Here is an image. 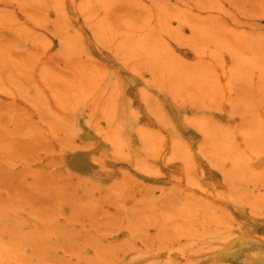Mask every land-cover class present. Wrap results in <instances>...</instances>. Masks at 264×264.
Returning <instances> with one entry per match:
<instances>
[{
    "label": "rangeland",
    "instance_id": "rangeland-1",
    "mask_svg": "<svg viewBox=\"0 0 264 264\" xmlns=\"http://www.w3.org/2000/svg\"><path fill=\"white\" fill-rule=\"evenodd\" d=\"M58 1L0 0V19L16 24L0 32V264H264V0H86L89 6L85 0ZM138 25L145 30L136 33ZM146 30L159 31L158 41ZM143 34L156 51L140 40V49L149 50H137L133 40ZM7 35L14 39L15 55L2 48ZM165 45L167 53L158 49ZM108 87H119L118 105L111 103L116 98L107 95ZM86 98L92 104L82 101ZM73 104L84 113L74 112ZM157 104L166 114L164 123ZM152 145L162 151L159 158ZM81 148L105 171L93 176L74 169L68 156ZM222 248L232 252L229 259L211 261Z\"/></svg>",
    "mask_w": 264,
    "mask_h": 264
},
{
    "label": "bare ground",
    "instance_id": "bare-ground-1",
    "mask_svg": "<svg viewBox=\"0 0 264 264\" xmlns=\"http://www.w3.org/2000/svg\"><path fill=\"white\" fill-rule=\"evenodd\" d=\"M59 1H60V0H59ZM59 1H58V2H59ZM97 1H98V0H97ZM97 1H96V2H97ZM102 1H103V0H102ZM107 1H108V0H107ZM184 1H185V0H184ZM67 2H68V1H67ZM81 2H84V1H80V3H81ZM85 2H86V0H85ZM93 2L95 3V1H93ZM103 2H104V1H103ZM187 2H188V1H187ZM187 2H185V3L187 4ZM55 3H56V2H55ZM88 3H89V2H88ZM104 3H105V2H104ZM108 3H109V2H108ZM108 3H106V4L108 5ZM185 3H184V4H185ZM194 3H195V2H194ZM199 3H200V2H199ZM75 4H77V3H75ZM84 4H85V3H84ZM86 4H87V2H86ZM106 4H105L104 8L106 7ZM195 4H196V3H195ZM205 4H206V1H205ZM77 5H78V4H77ZM82 5H83V4H82ZM102 5H103V4H102ZM109 5H111V4L109 3ZM112 5L114 6V3H113ZM144 5H145V4H144ZM144 5H142V7H143ZM216 5H217V4H216ZM71 6H72V5H71ZM73 6H74V5H73ZM86 6H89V5L87 4ZM113 6H112V7H113ZM152 6H153V5H152ZM174 6H175V5H174ZM261 6H263V5H261ZM63 7H64V6H63ZM83 7H85V6H83ZM112 7H110V8H112ZM150 7H151V6H150ZM204 7H205V6H202V9H205ZM212 7H215V6H212ZM216 7H217V6H216ZM71 8H72V7H71ZM79 8H80V6H79ZM81 8H82V7H81ZM91 8H92V7H91ZM108 8H109V7H108ZM163 8H166V7H163ZM217 8H218V7H217ZM84 9H85V8H84ZM84 9H83V10H84ZM86 9H87V8H86ZM102 9H103V8H102ZM152 9H153V8H152ZM176 9H177V8H176ZM179 9H180V7H179ZM218 9H219V8H218ZM218 9H217V10L215 9L216 12L218 11ZM70 10H71V9H70ZM89 10H91V9L88 7V10H87V11H88L89 13L92 12V11H89ZM100 10H101V9H100ZM107 10H108V9H107ZM154 10H155V9H154ZM187 10H188V9H187ZM213 10H214V9H213ZM73 11H74V9H73ZM84 11H85V10H84ZM84 11H83L82 13H84ZM87 11H86V12H87ZM161 11H162V10H161ZM164 11H165V10H164ZM164 11H162V13H163ZM169 11H171V10H169ZM176 11H177V10H176ZM208 11H209V10H208ZM68 12H69V11H68ZM74 12H75V11H74ZM80 12H81V10H80ZM150 12H152V11H150ZM167 12H168V11H166L165 13H167ZM186 12H187V11H186ZM186 12H184V14H185ZM210 12H211V11H210ZM59 13H60V12H59ZM98 13H99V12H98ZM107 13H108V12H107ZM109 13H110V12H109ZM176 13H177V12H176ZM181 13H182V11H181ZM199 13H200V12H199ZM206 13H207V12H206ZM76 14H77V13H76ZM76 14H75V15H76ZM86 14L88 15V13H86ZM92 14H93V13H92ZM95 14H96V13H95ZM154 14H155V13H154ZM168 14L171 15V13H168ZM182 14H183V13H182ZM61 15H62V14H61ZM97 15H98V14H97ZM105 15H106V13H105ZM155 15H157V14H155ZM200 15H201V14H200ZM65 16H66V15H65ZM65 16H64V17H65ZM67 16H68V15H67ZM83 16H85V15H83ZM106 16H107V15H106ZM106 16H105V17H106ZM167 16H168V15H167ZM171 16H173V14H172ZM181 16H182V15H180V17H181ZM188 16H189V15H188ZM201 16H202V15H201ZM209 16H210V15H209ZM71 17H72V16H70V18H71ZM97 17H98V16H97ZM102 17H103V16H102ZM107 17H108V16H107ZM175 17H176V16H175ZM175 17H174V18H175ZM180 17L177 16V21H178V18H180ZM183 17H185V15H184ZM203 17H207V16L204 15V16L201 17L202 20H205V19H203ZM68 18H69V17H68ZM86 18H87V17H86ZM108 18H109V17H108ZM108 18H104V20L106 19V21H107ZM110 18H111V17H110ZM120 18H121V17H120ZM172 18H173V17H172ZM181 18H182V17H181ZM196 18H197V17H196ZM77 19H78V18H77ZM77 19H76V21H77ZM90 19H92V18H91V15H90ZM122 19H123V17H122ZM152 19H153V18H152ZM175 19H176V18H175ZM184 19H186V17H185ZM199 19H200V18H199ZM69 20H70V19H69ZM84 20H85V18H84ZM96 20H97V19H96ZM100 20H101V19H100ZM168 20H170V19L168 18ZM197 20H198V18H197ZM240 20H241V19H240ZM55 21H56V20H55ZM55 21H54V22H55ZM67 21H68V20H67ZM71 21H72V19H71ZM131 21H132V20H131ZM137 21H139V20H137ZM147 21H148V20H147ZM158 21H159V20H158ZM166 21H167V19H166ZM180 21H182V23H183V20H182V19H180ZM54 22H53V23H54ZM86 22H87V21H85V23H86ZM89 22H90V21H89ZM104 22H105V21H104ZM104 22H103V24H102V23L100 24V21H99L97 24H99L100 27H101V26L104 25ZM109 22H110V21H109ZM168 22H169V21H168ZM170 22H171V21H170ZM185 22H187V21H185ZM204 22H205V21H204ZM206 22H207V21H206ZM208 22H209V21H208ZM120 23H121V22H120ZM156 23H157V22H156ZM202 23H203V21H202ZM54 24H55V23H54ZM91 24H93V23H91ZM97 24H96V25H97ZM121 24H122V23H121ZM123 24H124V23H123ZM138 24H139V23H138ZM163 24H165V23H163ZM171 24H172V22H171ZM180 24H181V23H180ZM188 24H189V23H188ZM99 25H98V27H99ZM110 25H112V24H110ZM135 25H137V24L135 23ZM158 25H159V23H158ZM195 25H196V24H195ZM4 26H16V24L13 23V20H12V19L7 20V21H4L3 19H0V32H1V31L4 32V30H5V29H4ZM94 26H95V25H94ZM113 26H115V25H113ZM131 26H132V25H131ZM138 26H139V25H138ZM138 26H136L137 29H136V27H134L135 30L133 29L136 33H137L136 30L142 28V27L140 28V26H139V27H138ZM162 26H163V25H162ZM162 26H160V28H162ZM200 26H201V25H200ZM17 27H19V26H17ZM56 27H57V26H56ZM87 27H88V26H87ZM95 27H96V26H95ZM129 27H130V26H129ZM144 27H145V26H144ZM157 27H158V26H156V27L153 26V28H155V29H156ZM168 27H169V26H168ZM189 27H191V25H190ZM195 27H196V26H195ZM132 28H133V27H132ZM132 28H131V30H132ZM148 28H149V30H150L151 27H148ZM201 28H203V26H201ZM204 28H205V27H204ZM17 29H18V28H17ZM80 29H81V28H80ZM88 29H90V28L88 27ZM102 29H103V27H102ZM122 29H123V28H122ZM128 29H130V28H127V30H128ZM142 29H143V28H142ZM142 29H141V30H142ZM162 29H163V28H162ZM162 29H161V32H162ZM170 29H171V28H170ZM199 29H200V27H199ZM205 29H207V28H205ZM205 29H204V30H205ZM209 29H210V28H209ZM99 30H100V28H99ZM124 30L126 31V29H124ZM131 30H129V31H130V35H131V33H132ZM143 30H145V29H143ZM147 30H148V29H147ZM147 30H146V31H147ZM151 30H154V29H151ZM156 30H157V29H156ZM172 30H173V29H172ZM118 31H119V30H116L117 33H118ZM125 31H124V34H125ZM134 31H133V34L135 33ZM138 31H139V30H138ZM166 31H167V30H166ZM201 31H202V29H201ZM201 31H199V32H201ZM93 32H94V30H93ZM99 32H101V30H100ZM105 32H106V30L104 31V34H105ZM107 32H109V31H107ZM107 32H106V35H107ZM121 32H122V31H121ZM121 32H120V33H121ZM147 32H148V31H147ZM157 32H159V31H157ZM157 32L155 31V35H158V34H156ZM161 32H160V33H161ZM163 32H164V31H163ZM167 32H168V31H167ZM167 32H166V33H167ZM169 32H171V31L169 30ZM195 32H196V31H195ZM195 32H194V33H195ZM209 32H210V31H209ZM101 33H102V32H101ZM126 33H127V35H128V31H127ZM148 33H149V32H148ZM150 33H151V32H150ZM150 33H149L147 36H149V35H150V36H151V35H154V34H150ZM152 33H153V32H152ZM173 33H174V32H173ZM196 33H197V32H196ZM203 33H204V34H202V35L205 36L206 33H205V32H203ZM35 34H36V33H35ZM45 34H46V33H45ZM58 34H59V33H58ZM112 34H113V36H115V37H116V36H119V35H117V34L115 35L114 32H113ZM139 34H141V33H139ZM209 34H210V33H209ZM110 35H111V34H110ZM135 35H136V34H135ZM137 35H138V34H137ZM155 35H154V36H155ZM160 35H161V34H159V36H160ZM236 35H237V34H236ZM46 36H47V35H46ZM46 36H45V37H46ZM94 36H95V34H94ZM107 36H109V34H108ZM120 36H122V35L120 34ZM120 36H119V37H120ZM140 36H143V39H142V40H141L142 37L140 38ZM140 36H138V40H137V39H134V40L132 39L133 42H134V44H137V41L139 42V40H140V43H142L141 45L145 46V44H146V46H147V45L149 46L150 44H149L148 42L145 43V40H146V39L144 38V37H145V34L140 35ZM150 36H149V38L152 39L153 37H152V36L150 37ZM166 36H167V35H166ZM184 36H185V35H184ZM195 36H196V35H195ZM45 37H44V38H45ZM59 37H60V35H59ZM98 37H99V36H98ZM98 37H97V39H98ZM105 37H106V36H105ZM105 37H104V39H105ZM109 37H112V36H109ZM122 37L124 38L125 36L123 35ZM161 37H162V36H161ZM161 37H160V39L162 40ZM173 37H174V36H173ZM176 37H177V36H176ZM179 37H180V39H182V38H181V35H179ZM207 37H208V36L206 35V38H207ZM238 37H239V36H238ZM106 38H107V37H106ZM112 38H113V37H112ZM127 38H128V37H127ZM131 38H132V37H131ZM149 38H148V39H149ZM155 38H156V41H158V40H157L158 36H157V37L155 36ZM155 38H154V39H155ZM188 38H189V37L187 36V39H188ZM204 38H205V37H204ZM213 38H214V37H213ZM45 39H46V38H45ZM99 39H100V38H99ZM101 39H102V38H101ZM109 39H110V38H109ZM125 39H126V38H125ZM144 39H145V40H144ZM148 39H147V40H148ZM172 39H173V38H172ZM117 40H118V39H117ZM121 40H122V41H121ZM121 40H120V42H119V45H120L121 43H122V44H124V43L126 44V42H124V41H125L124 39H121ZM123 40H124V41H123ZM126 40H127V39H126ZM143 40H144V42H143ZM170 40H171V39H170ZM178 40H179V39H178ZM193 40H194V39H193ZM71 41H72V40H71ZM111 41H112V40L110 39V42H111ZM113 41H114V39H113ZM115 41H116V40H115ZM135 41H136V43H135ZM152 41H154V42L156 43L155 40H152ZM41 42L44 44L43 41H41ZM75 42H76V40H75ZM101 42H103V40H102ZM123 42H124V43H123ZM131 42H132V41H131ZM149 42L151 43V40H149ZM159 42H161V41L159 40ZM159 42H158V43H159ZM162 42H163V40H162ZM164 42H166L165 44H168V43H169V41L167 42L166 39L164 40ZM164 42H163V43H164ZM188 42H189V41H188ZM45 43H46V42H45ZM49 43H50V41H49ZM105 43H106V42H105ZM105 43H104V44H105ZM140 43H139V45H138V44L136 45L137 50L140 49ZM144 43H145V44H144ZM152 43H153V42H152ZM155 43H153V44H155ZM179 43H180V42H179ZM189 43H191V42H189ZM210 43H211V42H210ZM17 44H18V43H17ZM72 44H73V43H72ZM106 44H107V43H106ZM110 44L112 45V42H111ZM110 44L108 43L107 45L110 46ZM113 44H116V43L114 42ZM125 44H124V46H125ZM1 45H2V48H3V49L5 48V50H6L7 52H12V51H13V53H14V55H15V43H14V39H13L12 37H10V36L7 35V41H3ZM18 45H19V44H18ZM60 45H61V44H60ZM86 45H87V44H86ZM156 45H157V44H156ZM169 45H170V44H169ZM193 45H194V43H193ZM251 45H252V44H251ZM102 46H103V45H102ZM121 46H123V45H121ZM126 46H128V44H127ZM131 46H132V44H131ZM138 46H139V47H138ZM143 46H142V48H144ZM146 46H145V47H146ZM150 46L153 48L152 44H151ZM158 46L160 47L161 45L158 44L157 47H158ZM163 46H164V45H162V47H163ZM167 46H168V45H167ZM195 46H196V45H195ZM203 46H204V45H202V47H203ZM252 46H253V45H252ZM103 47H104V46H103ZM115 47H118V45L115 46ZM129 47H130V45H129ZM155 47H156V46H155ZM155 47H154L153 49H155ZM168 47H171V45L168 46ZM168 47H166V45H165L164 48H158V49L161 50V52L164 51L165 53H167L168 51H170V50H168ZM199 47H201V46H199ZM205 47H208V46L205 45ZM17 48H18V46H17ZM97 48L99 49V47H97ZM124 48H126V47H124ZM134 48H135V47H134ZM138 48H139V49H138ZM147 48H148V47H147ZM149 48H150V47H149ZM152 48H151V49H152ZM250 48H251V47H250ZM131 49H133V47H131ZM165 49H167L168 51L165 50ZM170 49L173 50V48H170ZM198 49H199V48H198ZM200 49H202V48H200ZM200 49H199V51H200ZM230 49H231V48H230ZM140 50L143 52L144 49H140ZM145 50H146V49H145ZM148 50H149V49H148ZM148 50H147V52H148ZM156 50H157V48H156L155 50H152V51H156ZM162 50H163V51H162ZM172 50H171V51H172ZM17 51H18V50H17ZM135 51H136V50H135ZM47 52H48V51H47ZM60 52H61V51H60ZM68 52H70V51H68ZM121 52H123V51H121ZM145 52H146V51H145ZM145 52H143V53H145ZM147 52H146V53H147ZM72 53H73V52H72ZM82 53H84V52H82ZM131 53H132V52H131ZM149 53H150V52H149ZM155 53H156V52H155ZM165 53H164V55H167V54H165ZM173 53H174V52H173ZM69 54H70V53H69ZM141 54H142V53H141ZM158 54H159V53H158ZM160 54H161V53H160ZM160 54H159V55H160ZM170 54H171V53H170ZM170 54H169V55H170ZM31 55H32L34 58L36 57L33 53H32ZM59 55L61 56L62 54H59ZM75 55H76V53L74 54V56H75ZM86 55H87V52H86ZM124 55H126V52H125ZM139 55H140V54H139ZM139 55H138V56H139ZM145 55H146V54H145ZM147 55H149V54H147ZM153 55L156 56L155 54H153ZM162 55H163V54H162ZM234 55H235V54H234ZM7 56L9 57V55H7ZM12 56H13V55H12ZM60 56H59L58 58H60ZM68 56L70 57V55H68ZM150 56H151V55H150ZM172 56L174 57V61H175V59L179 58L178 54H174V55H172ZM175 56H177V57H175ZM198 56H199V55H198ZM61 57H62V56H61ZM124 57H125V56H124ZM135 57H136V56H135ZM140 57H141V56H140ZM169 57L172 58L171 56H169ZM215 57H217V56H215ZM9 58H10V57H9ZM11 58H12V57H11ZM143 58H144V57H143ZM150 58H151V57H150ZM161 58H162V57H161ZM212 58H213V57H212ZM217 58H218V57H217ZM135 59H136V58H135ZM141 59H142V58H141ZM148 59H149V58H148ZM156 59H157V58H156ZM213 59H214V58H213ZM1 60H2V59H1ZM1 60H0V61H1ZM9 60H10V59H9ZM9 60H8V61H9ZM13 60H14V59H13ZM13 60H12V61H13ZM168 60H169V59H168ZM183 60H184V59H183ZM61 61H62V59H61ZM64 61H65V60H64ZM64 61H63V62H64ZM133 61H134V60H133ZM153 61H154V63H155V60H153ZM160 61L162 62V60H160ZM165 61H166V60H165ZM180 61H181V63H182V60H180ZM184 61H186V60H184ZM184 61H183V62H184ZM2 62H3V60H2ZM94 62H95V61H94ZM127 62H128V61H127ZM131 62H132V61H131ZM157 62H158V61H157ZM161 62H160V63H161ZM163 62H164V61H163ZM170 62H171V59H170ZM188 62H189V61H188ZM195 62H196V61H195ZM206 62H207V61H206ZM216 62H217V61H216ZM226 62H227V61H226ZM60 63H61V62H60ZM67 63H68V62H67ZM74 63H75V62H74ZM147 63H148V61H147ZM150 63H151V62H150ZM150 63H149V64H150ZM158 63H159V62H158ZM165 63H167V62H165ZM165 63H164V64H165ZM171 63H173V62H171ZM185 63H186V62H185ZM193 63H194V62H193ZM193 63L190 62L189 65H190V64L192 65ZM208 63H209V62H208ZM208 63H207V64H208ZM3 64H4V63H3ZM70 64H72V63L70 62ZM143 64H144V63H143ZM161 64H162V63H161ZM164 64H163V65H164ZM168 64H170V63H168ZM174 64H176V63L174 62ZM200 64H201V62H200ZM221 64H222V63H221ZM221 64H220V65H221ZM225 64H226V63H225ZM225 64H224V65H225ZM8 65H10L9 62H8V64H7V66H8ZM135 65H136V64H135ZM147 65H148V64H146V66H147ZM158 65H159V64H158ZM197 65H198V63H197ZM218 65H219V64H218ZM65 66H66V65H65ZM68 66H69V65H68ZM179 66H180V65H179ZM182 66H183V65H182ZM199 66H200V65H199ZM213 66H214V65H213ZM73 67H74V66H73ZM150 67H151V66H150ZM160 67H161V66H160ZM169 67H171V66H169ZM173 67H174V65H173ZM185 67H186V66H185ZM193 67H194V65H193ZM195 67H196V66H195ZM215 67H216V66H215ZM7 68H9V67H7ZM14 68H15V66H14ZM66 68H67V67H66ZM145 68H146V67H145ZM190 68H191V67H190ZM190 68H189V69H190ZM196 68H199V69L201 70V66H200V67H196ZM10 69H11V68H10ZM22 69H23V68H22ZM146 69H147V68H146ZM172 69H173V68H172ZM182 69H183V68H182ZM223 69H224V68H223ZM2 70H3V69H2ZM11 70H12V69H11ZM67 70H68V69H67ZM110 70H111V69H110ZM114 70H115V69H114ZM131 70H132V68H131ZM149 70H150V69H149ZM184 70H185V69H183V71H184ZM190 70H191V69H190ZM193 70H194V69H193ZM195 70H196V69H195ZM21 71H23V70H21ZM43 71L47 72L48 69H47V68H44ZM70 71H71V70H70ZM70 71H69V72H70ZM163 71H164V70H163ZM166 71H167V70H166ZM177 71H178V70H177ZM1 72H2V71H1ZM10 72H11V71H10ZM10 72H8V73H10ZM19 72H20V71H19ZM76 72H77V71H76ZM109 72H110V71H109ZM112 72H113V71H112ZM190 72H191V71H190ZM198 72H199V70H198ZM201 72H202V70H201ZM201 72H200V73H201ZM206 72H207V71H206ZM12 73H13V75H14V72H13V71H12ZM12 73H11V74H12ZM110 73H111V72H110ZM114 73H115V72H114ZM116 73H117V72H116ZM187 73H189V72H187ZM226 73H227V72H225V74H226ZM11 74H10V75H11ZM26 74H27V73H26ZM111 74H112V73H111ZM180 74H181V73H180ZM13 75H12V77H13ZM35 75H36V74H35ZM79 75H80V74H79ZM191 75H192V74H191ZM207 75H208V77H209V74H207ZM228 75H229V74H228ZM232 75H233V74H232ZM32 76H34V75H32ZM32 76H31V77H32ZM60 76H61V75H60ZM60 76H59V77H60ZM99 76H100V75H99ZM99 76H98L97 78H99ZM104 76H105V75H104ZM172 76H173V75H172ZM230 76H231V75H230ZM7 77H8V76H7ZM7 77H6V78H7ZM15 77H16V76H15ZM39 77H40V76H39ZM39 77H38V79L41 78V77H40V78H39ZM100 77H101V76H100ZM192 77H193V76H192ZM57 78H58V77H57ZM97 78H96V80H97ZM104 78H107V77H104ZM104 78L102 77V80H103ZM171 78H172V77H171ZM213 78H214V77H213ZM213 78H211V79H213ZM231 78H232V77H231ZM43 79H46V78H44V76H43ZM79 79H82V76H81ZM118 79H119V78H118ZM120 79H121V78H120ZM193 79H194V78H193ZM197 79H198V78H197ZM197 79H195V80H197ZM207 79H208V78H207ZM211 79H210V80H211ZM33 80H34V79H33ZM41 80H42V79H41ZM41 80H40V81H41ZM47 80L50 81V77H49V79L47 78ZM47 80H46V83H47ZM52 80H53V78H52ZM105 80H106V79H105ZM105 80H104V81H105ZM111 80L114 81L115 79H111ZM156 80H157V78H156ZM4 81L7 82V80H4ZM109 81H110V80H109ZM109 81H107V82L110 83ZM115 81H116V80H115ZM117 81L119 82V80H117ZM146 81H147V80H146ZM157 81H158V80H157ZM191 81H192V80H191ZM212 81H215V80H212ZM231 81H232V80H231ZM19 82H20V80H19ZM22 82H23V81H22ZM43 82H44V81H43ZM43 82H42V83H43ZM96 82H97V81H96ZM120 82H121V81H120ZM144 82H145V81H144ZM168 82H169V81H168ZM192 82H193V81H192ZM202 82H203V79H202ZM11 83H12V82H11ZM38 83H39V82H38ZM46 83H44V84H46ZM58 83H59V81H58ZM61 83H63V82L61 81ZM67 83H68V82H67ZM71 83H72V82H71ZM75 83H76V82H74L71 86H73ZM77 83H79V82H77ZM77 83L75 84V87L78 86ZM108 83H107L106 85H108ZM115 83H117V82H115ZM160 83H161V82H160ZM204 83H205V82H204ZM18 84H19V83H18ZM36 84H37V82H36ZM44 84H43V85H44ZM52 84H53V82H52ZM52 84H51V85H52ZM117 84H118V85H117ZM117 84H116V85L119 86V83H117ZM149 84L151 85V82H150ZM152 84H153V83H152ZM210 84H211V83H210ZM218 84H219V83H218ZM12 85H13V84H12ZM38 85L40 86V84H38ZM38 85H37V86H38ZM69 85H70V84H69ZM87 85H88V84H87ZM106 85H105V86H106ZM111 85L113 86V82H111ZM158 85H159V84H158ZM188 85H189V84H188ZM193 85H194V84H193ZM208 85H209V84H208ZM8 86L10 87V85H8ZM8 86H6V87L8 88ZM39 86H38V88H39ZM89 86H90V85H89ZM108 86H109V85H108ZM161 86H165V85H162V84H161ZM170 86H171V85H170ZM215 86H216V85H215ZM215 86H214V87H215ZM218 86H219V85H218ZM3 87H4V86H3ZM40 87H41V86H40ZM75 87H73V88L75 89ZM96 87H97V86H96ZM109 87H110V86H109ZM109 87H108V89H109L110 91L108 90L109 93H107V95H108V94H109V95L111 94V95L115 96V98H116V103H115V101H114V100H115L114 98H113V99H114V100H113L114 102L111 101V103H114V104L116 105L117 102H118V101H117L118 99H117V94H115V93H117L116 90H118L119 87L116 88V89L112 88V90H113L114 93H110L112 90L110 89L111 87H110V88H109ZM154 87H155V85H154ZM207 87H210V86H207ZM214 87H211V88H214ZM4 88H5V87H4ZM7 88H6V89H7ZM165 88H166V87H165ZM165 88L162 89V88L160 87V89H162V90H164ZM8 89H9V88H8ZM20 89H21V88H20ZM47 89H48V86H47ZM52 89H53V88H52ZM92 89H93V88H92ZM92 89H90V90H92ZM193 89H194V88H193ZM22 90H23V89H21V91H22ZM86 90H87V89H86ZM102 90H103V89H102ZM102 90H101L102 93H103V92H107V90H106V91H104V90L102 91ZM114 90H115V91H114ZM166 90H167V89H166ZM201 90H202V89L198 90V92L201 91ZM6 91H7V92H12V91H10V89H9V91H8V90H6ZM6 91L4 90V93H5ZM24 91H25V90H24ZM39 91H40V88H39V90H37L38 95H39V93L41 92V91H40V92H39ZM53 91H54V90H53ZM56 91H58V90H55V92H56ZM143 91H145V90H143ZM202 91H204V90H202ZM1 92H3V91H1ZM25 92H28V89H27V91H25ZM68 92L70 93V91H68ZM81 92H82V91H81ZM92 92L94 93V91H92ZM92 92H91V93H92ZM95 92H96V90H95ZM145 92H146V91H145ZM145 92H144V94H145ZM158 92H159V91H158ZM58 93H59V92H58ZM62 93H64V92H62ZM78 93H79V92H78ZM93 93H92V94H93ZM118 93H119V92H118ZM122 93H123V92H122ZM139 93H140V92H139ZM142 93H143V92H142ZM150 93H151V92H150ZM160 93H161V92H160ZM201 93H203V92H200V94H201ZM26 94H27V93H26ZM52 94H53V93H52ZM56 94H57V93H56ZM60 94H61V93H60ZM86 94H88V93L86 92ZM114 94H115V95H114ZM119 94H120V93H119ZM197 94H198V93H197ZM4 95H5V94H4ZM27 95H28V94H27ZM40 95L42 96L41 93H40ZM53 95H54V94H53ZM76 95H77V94H76ZM81 95L86 97L85 93H84V94L81 93ZM90 95H91V94L89 93V96H90ZM5 96H6V95H5ZM8 96L11 98V93H10V94L8 93ZM21 96H22V95H21ZM25 96H26V95H25ZM46 96H47V95H46ZM64 96H65V95H64ZM67 96H68V94H67ZM67 96H66V97H67ZM78 96H79V95H78ZM119 96H120V95H119ZM119 96H118V98H119ZM145 96L147 97L148 95L145 94ZM153 96H154V95H153ZM26 97H27V96H26ZM32 97H33V96H32ZM53 97H54V96H53ZM57 97H58V96H55L56 101H57ZM79 97H81V96H79ZM104 97H105V96H104ZM123 97H124V96H123ZM141 97H142V96H141ZM146 97H145V98H146ZM155 97H156V96H155ZM170 97H172V96H170ZM22 98H23V97H22ZM22 98H21V99H22ZM29 98H30V95H29ZM60 98H61V97H60ZM105 98H106V97H105ZM107 98H110V97L107 96ZM107 98H106V100H107ZM46 99H47V98H46ZM63 99H64V98H63ZM73 99H74V98H73ZM102 99H103V98H100V100H102ZM110 99H112V96H111ZM146 99H147V98H146ZM151 99H153V98L151 97ZM157 99L160 100L159 97H158ZM6 100H7V99H6ZM14 100H16V99H14ZM64 100H65V99H64ZM124 100H125V99H124ZM127 100L130 101V99H127ZM144 100H145V99H144ZM147 100H148V99H147ZM147 100H146V101H147ZM8 101H9V99L7 100V103H6V104H8ZM10 101H11V100H10ZM10 101H9V102H10ZM23 101H24V100H23ZM25 101H26V99H25ZM27 101H28V100H27ZM44 101H45V100H44ZM47 101H48V99H47ZM59 101H60V100H59ZM75 101H76V100H75ZM79 101H80V100H79ZM82 101H83V102H84V101H88V102H85L86 105H87V103H88V105H89V104H92V103H90L89 100H87V98L84 99V100H82ZM82 101L80 102L81 104H79V107H82V105L84 104V103H82ZM97 101H99V100H97ZM102 101H105V99L102 100ZM109 101H110V100H109ZM129 101H128V102H129ZM5 102H6V101H5ZM12 102H14V101H12ZM36 102H37V101H35V103H36ZM49 102H50V101H49ZM106 102H107V101H106ZM106 102H105V103H106ZM130 102H131V101H130ZM147 102H148V101H147ZM160 102H161V101H160ZM35 103H34V104H35ZM47 103H48V102H47ZM71 103H72V102H71ZM76 103H77V102H76ZM76 103H75V104H76ZM78 103H79V102H78ZM96 103H98V102H96ZM102 103H104V102H102ZM108 103H109V102H108ZM108 103H107V104H108ZM111 103H110V104H111ZM145 103H146V102H145ZM161 103H162V102H161ZM30 104H31V103H30ZM30 104H29V105H30ZM75 104H73V107L76 106V107H74V109H73L74 112H76V111H78V112L81 111L82 109L78 110V109H79V107L77 106L78 104H77V105H75ZM94 104H95V103H94ZM130 104H131V103H130ZM155 104H156V103H155ZM38 105H40V103H39ZM47 105H48V104H47ZM47 105H46V106H47ZM65 105H66V103H65ZM80 105H81V106H80ZM97 105H98V104H96V107H97ZM112 105H113V104H112ZM115 105H114V106H115ZM117 105H118V104H117ZM119 105H121V103H119ZM157 105H158V104H157ZM178 105H179V104H178ZM22 106H23V105H22ZM31 106H32V105H31ZM56 106H58V105H56ZM66 106H67V105H66ZM106 106H107V105H106ZM108 106H109V105H108ZM122 106H124V105H122ZM148 106H149V103H148L147 107H148ZM151 106H152V105H151ZM7 107H8V106H7ZM32 107H33V106H32ZM38 107H39V106H38ZM49 107H50V106H49ZM49 107H48V108H49ZM51 107H52V105H51ZM83 107H84V105H83ZM115 107L118 108V106H115ZM149 107H150V106H149ZM149 107H148V108H149ZM158 107H160L159 110L162 112V111H163V110L161 109L162 106L158 105ZM52 108H53V107H52ZM63 108H65V106H62V110L65 111L66 109L64 110ZM75 108H76V109H75ZM84 108H85V107H84ZM87 108H88V107H87ZM98 108H99V107H98ZM113 108H114V107H113ZM117 108H115V110H116ZM128 108H130V106H129ZM131 108H132V107H131ZM150 108H151V107H150ZM179 108H180V107H179ZM33 109H34V108H33ZM33 109H32V110H33ZM50 109H51V108H50ZM53 109H54V108H53ZM67 109H68V108H67ZM70 109H71V108H70ZM85 109H86V108H85ZM89 109H90V108H89ZM96 109H97V108H95V111H97ZM32 110H31V111H32ZM57 110H58V109L54 110L53 113H55V111H57ZM35 111H36V110H35ZM67 111H68V110H66V113H67ZM84 111H85V110H84ZM107 111H108V110H107ZM107 111H105V114H110V112L108 113ZM130 111H131V109H130ZM133 111H135V110H133ZM133 111L131 112L132 115H133ZM155 111H158V108H157ZM155 111H154V112H155ZM160 111H158V112H160ZM51 112H52V111H51ZM81 112H82V111H81ZM101 112H104V111H101ZM119 112H120V111H119ZM149 112H150V111H149ZM161 112H160V113H161ZM43 113H44V112H43ZM79 113H80V112H79ZM82 113H84V112H82ZM97 113H98V111H97ZM97 113H96V115H97ZM115 113H116V112H115ZM134 113H136V112H134ZM162 113H163V115H162V114L160 115L161 118H162V116L165 117V115H166L165 112H162ZM38 114H39V111H38ZM50 114H51V113H50ZM59 114H61V113H59ZM64 114H65V112H64ZM70 114H71V113H70ZM111 114H113V112H112ZM119 114H120V113H119ZM156 114H157V113H155V114L152 115V113H151L152 116L155 115V119H156V118H159V113L157 114L158 117H156ZM56 115H58V112H57ZM65 115H66V114H65ZM68 115H69V114H68ZM68 115H67V116H68ZM90 115H91V114H90ZM92 115H93V114H92ZM96 115H95V116H96ZM100 115H101V114H100ZM52 116H53V115H52ZM58 116H59V115H58ZM62 116H63V112H62ZM62 116H61V117H62ZM88 116H89V115H88ZM104 116H105V115H104ZM104 116H103V117H104ZM110 116H111V115H109V116H107V117H110ZM113 116H114V115H113ZM38 117H39V116H38ZM53 117H54V116H53ZM55 117H56V116H55ZM61 117L59 116V117H57V118H61ZM74 117H75V115H74ZM76 117H77V115H76ZM96 117L99 118L98 116H96ZM105 117H106V116H105ZM121 117H123V116H121ZM129 117H130V116H129ZM133 117H135V115H134ZM137 117H139V116H137ZM164 117L162 118L163 121H162L161 119H159V120L162 121L163 123H164ZM64 118H65V121H66V116H64L63 119H64ZM67 118H69V119L72 120V117H67ZM117 118L120 119V117H117ZM117 118H116V121H117ZM124 118H125V117H124ZM166 118L168 119L167 116H166ZM194 118H195V117H194ZM61 119H62V118H61ZM74 119H75V118H74ZM74 119H73V120H74ZM76 119H77V118H76ZM101 119H102V118H101ZM106 119H107L106 121H107L108 124H109V121H111V120L108 119V118H106ZM111 119H112V118H111ZM122 119H123V118H122ZM130 119H131V118H130ZM133 119H134V118H133ZM167 119H165V120H167ZM187 119H188V118H187ZM191 119H192V118H191ZM195 119H196V118H195ZM35 120H37V119H35ZM38 120H39V119H38ZM40 120H42V119H40ZM40 120H39V121H40ZM85 120H86V119H85ZM103 120L105 121L104 118H103ZM108 120H109V121H108ZM120 120H121V119H120ZM123 120H124V119H123ZM131 120H132V119H131ZM137 120H138V119H137ZM137 120H136V121H137ZM157 120H158V119H157ZM159 120H158V121H159ZM192 120H193V119H192ZM206 120L208 121L209 119H206ZM1 121H2V116L0 115V124H1ZM56 121H57V120H56ZM94 121H95V117H94V120L91 121V122L95 123ZM106 121H105V122H106ZM112 121H115V120H112ZM112 121H111V122H112ZM168 121H169V120H168ZM168 121H167V122H168ZM194 121H195V120H194ZM60 122H61V125H62L63 120L60 121ZM60 122H59V123H60ZM124 122H125V121H124ZM124 122H123V123H124ZM162 122H161V126H162ZM167 122H165V123H167ZM169 122H170V121H169ZM169 122H168V123H169ZM175 122H176V121H175ZM71 123H72V122H71ZM85 123H86V125H87V122H85ZM112 123H113V122H112ZM186 123H187V122H186ZM198 123H199V122H198ZM201 123H203V121H202ZM38 124H39V123H38ZM95 124H96V123H95ZM110 124H111V123H110ZM187 124H188V123H187ZM41 125H42V124H41ZM112 125H114V124H112ZM116 125H117V124H116ZM121 125H122V123L120 124V126H121ZM167 125H168V124H167ZM167 125H166V126H167ZM196 125H197V124H196ZM67 126H68V125H67ZM87 126H88V125H87ZM89 126H90V124H89ZM96 126H97V125H96ZM122 126H123V125H122ZM122 126H121V127H122ZM164 126H165V124H164ZM203 126H204V124H203ZM65 127H66V126H65ZM90 127H91V126H90ZM94 127H95V126H93V128H94ZM117 127H119V126L117 125ZM117 127H116V128H117ZM126 127H127V126H126ZM143 127H144V126H142V128H143ZM162 127H163V126H162ZM207 127H209V126H206V127H205L206 130H207ZM93 128H92V129H93ZM123 128H124V127H123ZM144 128H145V127H144ZM209 128H210V127H209ZM209 128H208V129H209ZM67 129H68V128H67ZM99 129H100V128H99ZM111 129L113 130V129H115V127L110 128V130H111ZM117 129H118V128H117ZM146 129H147V128H145V132H146L147 130H149V129H147V130H146ZM164 129H165V128H164ZM202 129H203V128H202ZM118 130H121V128L118 129ZM123 130H125V129H123ZM142 130H143V129H142ZM161 130H162V129H161ZM82 131H83V130H82ZM126 131H127V130H126ZM126 131H125V132H126ZM137 131H138V130H137ZM151 131H152V130H149V132H151ZM203 131H204V130H203ZM10 132H11V131H10ZM10 132H6V133H9V134H10ZM51 132H52V131H51ZM97 132H98V131H97ZM104 132H105V131H104ZM121 132H123V131H121ZM140 132H141V130L139 131V133H140ZM143 132H144V131H143ZM149 132H147V133H149ZM158 132H159V130H158ZM98 133H99V132H98ZM101 133H102V132H101ZM114 133H115V132H114ZM141 133H142V132H141ZM153 133L155 134V132H153ZM205 133H206V132H205ZM208 133H209V132H208ZM214 133H215V132H214ZM216 133H217V132H216ZM219 133H220V132H219ZM105 134H106V133H105ZM137 134H138V132H137ZM142 134H143V133H142ZM145 134H146V133H145ZM145 134L142 135V136H143L142 140H143L144 138H145V139H146V138L148 139V137H146V136L144 137ZM157 134H158V133H157ZM203 134H204V133H203ZM10 135H11V134H10ZM99 135H100V133H99ZM125 135H126V134H125ZM138 135H139V134H138ZM147 135H148V134H147ZM211 135H212V134H211ZM127 136H128V135H127ZM127 136H126V137H127ZM139 136H140V135H139ZM32 137H33V136H32ZM89 137H90V136H89ZM91 137H92V136H91ZM102 137H103V135H102ZM150 137H151V139H152V136H151V135H150ZM10 138H11V137H10ZM159 138H160V136H159ZM172 138H173V136H172ZM214 138H215V137H214ZM34 139H35V138H34ZM36 139H37V138H36ZM36 139H35V140H36ZM68 139H69V138H68ZM73 139H74V138H73ZM94 139H95V138H94ZM147 139H146V141H147ZM151 139H150V142H149V143L146 142L147 145L150 144V143L153 144V142H151L153 139H152V140H151ZM154 139H157V138H154ZM160 139H161V138H160ZM64 140H65V139H64ZM117 140H118V138H117ZM106 141H107V140H106ZM129 141H130V140H129ZM129 141H128V143H129ZM153 141H155V140H153ZM162 141H164V143H165V140H162ZM224 141H225V140H224ZM51 142H52V141H51ZM118 142H119V141H118ZM141 142H142V141H141ZM156 142H157V140H156ZM158 142H159V139H158ZM173 142H174V140H173ZM106 143H107V142H106ZM109 143H110V142H109ZM119 143H120V142H119ZM130 143H131V142H130ZM154 143H155V142H154ZM220 143H222V142H220ZM224 143L228 144L227 142H224ZM131 144H132V143H131ZM131 144H129V145H131ZM143 144H144V143H143ZM155 144H157V143H155ZM161 144H162V143H161ZM173 144H175V142H174ZM229 144H231V143H229ZM62 145H63V144H62ZM69 145H70V144H69ZM113 145H114V144H113ZM113 145H112V146H113ZM121 145H123V144H121ZM121 145H120V148H121ZM150 145H151V144H150ZM162 145H163V144H162ZM217 145H219V143H217ZM154 146H155V145H152V146H151L152 149L150 148V150H152V151L155 150V148H153ZM173 146H174V145H173ZM221 146H223V145L221 144ZM221 146H219V147H221ZM123 147H125V146H123ZM123 147H122V148H123ZM143 147H147V146H143ZM157 147H158V146H157ZM227 147H228V146H227ZM114 148H115V147H114ZM176 148H177V146L175 147V149H176ZM223 148H224V146H223ZM115 149H117V148H115ZM148 149H149V148H148ZM157 149H158V148H157ZM159 149H161V146H160ZM145 150H146V148L144 149V151H145ZM162 150H163V149H162ZM155 151H156V150H155ZM159 151H161V150H159ZM174 151H175V150H174ZM176 151H177V150H176ZM230 151H231V150H230ZM156 152H158V151H156ZM156 152H155V153H156ZM161 152H162V151H161ZM161 152H160V153H161ZM199 152H200V151H199ZM124 153H125V152H124ZM124 153H123V154H124ZM145 153H146V151H145ZM147 153H148V152H147ZM160 153L158 152V156H157L158 158H159ZM201 153H202V152H201ZM128 154H129V156H130V154H131L130 151H129V153H127V155H128ZM148 154H149V153H148ZM173 154H174V153H173ZM177 154L179 155L178 152H177ZM181 154H182V153H181ZM150 155H151V154H150ZM120 156H121V154H120ZM122 156H123V155H122ZM147 156H148V155H147ZM153 156H154V155H153ZM179 156H180V155H179ZM202 156H203V155H202ZM115 157H116V156H115ZM208 157H209V156H208ZM211 157H213V156H211ZM68 158H69V162H70L71 166H72L74 169L78 170V171H81V172H84V173H88V174H91V175H93V176H97V175H99V174H100V171H103V172L105 171V170H100V169H99V166L101 165L100 161H99L95 156H92L90 153H88V152H84L82 148L79 149V150L73 151L72 154H70V156H68ZM169 158H170V157H169ZM172 158H176V159H178L179 157L177 158L176 156H175V157L173 156ZM172 158H171V160H172ZM181 158H182V157H181ZM181 158L178 159V162H179V160H181ZM204 158H205V157H204ZM120 159H121V158H120ZM127 159H128V158H127ZM144 159H145V158H144ZM163 159H164V157H163ZM217 159H218V158H217ZM131 160H132V159H131ZM139 160H140V159H139ZM142 160H143V158H142ZM183 160H184V159H183ZM207 160H209V159L207 158ZM173 161H175V160L173 159ZM176 161H177V160H176ZM181 161H182V160H181ZM211 161H212V160H211ZM214 161H215V159H214ZM134 162H135V161H134ZM141 162H142V161H141ZM169 162H170V160H169ZM182 162H184V161H182ZM222 162H223V161H222ZM137 163H139V162L137 161ZM137 163H135V164H137ZM158 163H159V162H158ZM171 163H172V162H171ZM208 163H209V161H208ZM210 163H211V162H210ZM140 164H141V163H140ZM143 164H145V163H143ZM167 164H168V163H167ZM185 164H187L186 161H185ZM212 164H213V163H212ZM216 164H217V163H216ZM236 164H237V163H235V165H236ZM183 165H184V164H183ZM191 165H192V164H191ZM213 165L215 166V162H214ZM218 165H219V163H218ZM184 166H185V165H184ZM186 166L189 167L188 165H186ZM196 166H197V165H196ZM216 166H217V165H216ZM187 167H186V168H187ZM191 167H192V166H191ZM235 167H236V166H235ZM235 167H234V168H235ZM237 167H238V166H237ZM156 168H157V167H156ZM214 168H215V167H214ZM217 168L219 169L218 166H217ZM239 168H241V167H239ZM198 169H199V168L197 167V169L195 170V172H196ZM220 169H221V168H220ZM187 170H189V169L187 168ZM187 170H186V171H187ZM190 170H192V169H190ZM216 170H217V169H216ZM157 171H158V170H157ZM200 171H201V169H200ZM223 171H224V170H223ZM223 171H220V172H222V174H223L224 176H227V175H225L226 173H224V172H226V171H224V172H223ZM187 172H188V171H187ZM187 172H186V173H187ZM195 172H194V173H195ZM197 172H198V171H197ZM202 172H203V171H202ZM202 172H201V173H202ZM228 172H229V170H228ZM231 172H232V171H231ZM233 172H234V171H233ZM238 172H239V171L237 170L236 174H237ZM157 173H158V172H157ZM162 173H163V172H162ZM188 173H189V172H188ZM152 174H154V172H152ZM202 174H204V173H202ZM227 174H228V173H227ZM230 174H231V173H230ZM190 175H191V174H190ZM192 175H193V172H192ZM198 175H199V173H198ZM228 175H229V174H228ZM233 175H234V174H233ZM239 175H240V172H239ZM239 175H238V176H239ZM160 176H161V175H160ZM236 176H237V175H236ZM155 177H156V175H155ZM188 177H189V175H188ZM201 177H203V176L201 175ZM229 177H230V175H229ZM232 177H233V176H232ZM234 177H235V176H234ZM223 178H224V177H223ZM191 179H192V178L190 177V182H192ZM193 179H194V178H193ZM180 180H182V177H181ZM185 180H186V179H185ZM94 181H95V180H94ZM177 181H178V179H177ZM187 181H188V180H187ZM195 181H197V180H195ZM195 181H194V183H195ZM171 182H172V181H171ZM188 182H189V181H188ZM188 182H187V184H188ZM184 183H185V181H184ZM194 183H193V184H194ZM206 183H208V182H206ZM188 186H190V184H189ZM208 186H209V185H208ZM190 187H191V186H190ZM209 187H210V186H209ZM211 190H212V189H211ZM211 190H210V191H211ZM213 190H214V189H213ZM213 190H212V191H213ZM188 191H189V190H188ZM212 191H211V192H212ZM203 192H204V191H203ZM211 192H210V193H211ZM194 194H195V193H194ZM208 194H209V193H208ZM208 194H206V195H208ZM212 194H213V193H212ZM218 194H222V192H221V193H218ZM195 195H197V194H195ZM199 195H200V194H199ZM213 195H214V194H213ZM215 195L217 196V194H215ZM197 196H198V195H197ZM209 196H210V195H209ZM223 196H224V195H223ZM223 196H221L222 198H220L221 201H222L223 198H225V197H223ZM227 196H228V195H227ZM231 196H232V195H231ZM231 196H230V197H231ZM202 197H203V196H202ZM204 197H206V196H204ZM219 197H220V196H219ZM232 197L234 198V196H232ZM205 199H206V198H205ZM228 199H229V202L234 201L232 198H225V200H228ZM230 200H231V201H230ZM222 247H223V246H222ZM224 249H225V248H224ZM224 249H223V248H222V249H217V251H216L217 253H216L214 256L211 255V256H212V257L210 258L211 261H225V260H228L229 257L231 256L232 252L225 251ZM213 250H214V249H213ZM213 252H214V251H213ZM19 254H20V253H19ZM19 256H20V255H19ZM24 258H25V257H24ZM256 258H257V257H256ZM238 264H239V263H238Z\"/></svg>",
    "mask_w": 264,
    "mask_h": 264
}]
</instances>
